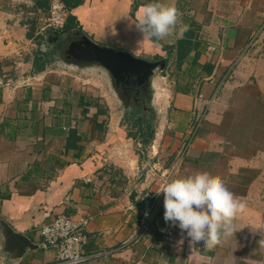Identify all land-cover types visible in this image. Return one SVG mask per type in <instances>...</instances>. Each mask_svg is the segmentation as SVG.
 Here are the masks:
<instances>
[{
	"label": "crops",
	"instance_id": "1",
	"mask_svg": "<svg viewBox=\"0 0 264 264\" xmlns=\"http://www.w3.org/2000/svg\"><path fill=\"white\" fill-rule=\"evenodd\" d=\"M67 1L73 27L60 34L77 30L99 45L165 60L151 78L163 124L146 145L128 136L122 115L78 82V74L102 71L68 58L59 39H46L53 30L38 31L46 12L0 0V264H54L55 248L38 229L60 213L91 216L85 251H109L79 264H264V162L255 161L264 159V145L240 151L204 126L188 141L202 111L219 125L232 115L227 100L211 101L215 91L256 75L264 84V0H175L179 23L158 43L140 42L134 26L151 0ZM185 25L191 50L176 64ZM97 107L107 115H95ZM205 171L245 204L234 233L211 250L191 246L165 222L157 194L172 179ZM6 226L33 247L18 255Z\"/></svg>",
	"mask_w": 264,
	"mask_h": 264
},
{
	"label": "clouds",
	"instance_id": "2",
	"mask_svg": "<svg viewBox=\"0 0 264 264\" xmlns=\"http://www.w3.org/2000/svg\"><path fill=\"white\" fill-rule=\"evenodd\" d=\"M181 13L175 0L171 3L151 0L145 4L134 22L142 41L158 43L173 34ZM188 26H184L187 31ZM164 195V220L186 233L191 246L203 243L211 250L222 238L235 231L234 221L245 204L237 198L218 176L197 172L167 182L157 194Z\"/></svg>",
	"mask_w": 264,
	"mask_h": 264
},
{
	"label": "rangeland",
	"instance_id": "3",
	"mask_svg": "<svg viewBox=\"0 0 264 264\" xmlns=\"http://www.w3.org/2000/svg\"><path fill=\"white\" fill-rule=\"evenodd\" d=\"M106 78V75L99 71L78 74V82L88 88V92H91L98 100L101 99L103 104H106L107 100L108 104L112 107L114 116L122 115L128 130L135 129L132 121L137 120V118L145 120L151 115H154V118L150 122L154 126L155 131L160 129L163 120L160 116L158 117L160 114H157V105L149 100V96H147L144 108L133 106L131 102H128L129 104L127 103L128 105L124 106L123 101H120L111 92ZM248 79L250 82L246 80L236 89L231 85H226L223 89H219L213 93L211 101L217 98L224 99V101L227 100V110L230 109L232 115L228 116V114H225L222 123L219 125V123L213 124L207 122L205 119L207 111H202L201 116L192 125L194 129L196 128L195 133L202 126L210 131L225 133L226 142L232 144L231 146H237L240 151L253 150L258 146L264 145V84L261 82V75ZM162 81H159V85L162 87L166 86ZM160 86L155 88L157 90L156 94L159 92ZM151 91L155 92L154 89ZM256 160L260 163L264 162V159L260 156H256Z\"/></svg>",
	"mask_w": 264,
	"mask_h": 264
},
{
	"label": "water",
	"instance_id": "4",
	"mask_svg": "<svg viewBox=\"0 0 264 264\" xmlns=\"http://www.w3.org/2000/svg\"><path fill=\"white\" fill-rule=\"evenodd\" d=\"M47 38L59 39L62 42L61 49L78 65L101 70L107 77L111 92L120 101L124 102L128 99V94L133 89L137 92H148L149 100L152 101L154 93L151 91V78L156 70L164 68V59L150 61L136 57L125 50H115L109 46L99 45L77 30H70L63 34L51 31L46 34ZM134 194L135 192L132 196ZM132 201H134L133 198ZM136 204L144 207L146 202L138 201ZM3 233L8 238V242L18 247V255H21L25 248L33 247L24 235L14 232L9 226L5 227Z\"/></svg>",
	"mask_w": 264,
	"mask_h": 264
},
{
	"label": "built area",
	"instance_id": "5",
	"mask_svg": "<svg viewBox=\"0 0 264 264\" xmlns=\"http://www.w3.org/2000/svg\"><path fill=\"white\" fill-rule=\"evenodd\" d=\"M34 3L35 0H8L9 6L15 9L22 6L32 7ZM66 17L67 8L63 0H48V11L42 18L38 31L60 30L64 26ZM195 129L191 128L189 142L195 133ZM90 218L91 216L89 215L73 217L60 213L50 222L44 223L39 227L38 231L42 237V242L55 248L54 264H79L89 258L108 255L109 251L105 249L90 252L84 249L87 242L85 226ZM161 230L168 240L172 239L169 230L166 228Z\"/></svg>",
	"mask_w": 264,
	"mask_h": 264
},
{
	"label": "trees",
	"instance_id": "6",
	"mask_svg": "<svg viewBox=\"0 0 264 264\" xmlns=\"http://www.w3.org/2000/svg\"><path fill=\"white\" fill-rule=\"evenodd\" d=\"M63 2L65 3V6H66L67 11H68V8H70V6H72V5H69L67 0H63ZM147 3H149V2L145 1V4H147ZM32 7H34V10L41 9L42 11L47 12L48 11V0H41V1L35 0V4ZM69 20H70V16H68V14H67L64 26L60 30L65 31V30H69L73 27V25L71 24V22ZM74 27H76V26H74ZM190 36H191V32L187 31L185 33V35L177 42L176 53H175L176 64H178L180 61H182L187 56L189 51L191 50ZM38 37H40V36H38ZM37 52H39V50H37ZM158 58H160V57L158 56ZM40 59H41L40 56L36 55L35 60H34V64L38 68L42 67V62L40 61ZM0 74H1V69H0ZM145 113H147V112H145ZM99 114H106L107 115V108L106 107L105 108H98L97 107L95 115H99ZM153 118H154V115L149 116L145 120L142 118H140V119L137 118V120L133 123V127H135V129L134 130H131V129L128 130L127 135L131 136L133 139L141 142L142 145L148 144L152 140V138L154 136V132H155L154 126L150 122L151 119H153ZM95 127L98 128V127H103V126L101 124H95Z\"/></svg>",
	"mask_w": 264,
	"mask_h": 264
},
{
	"label": "flooded vegetation",
	"instance_id": "7",
	"mask_svg": "<svg viewBox=\"0 0 264 264\" xmlns=\"http://www.w3.org/2000/svg\"><path fill=\"white\" fill-rule=\"evenodd\" d=\"M147 96H148V92L147 93H144L141 91L137 92L136 89H133L128 94L129 99H125L123 102V105L127 106L129 104L128 102H131L133 106L135 105V106L144 108ZM135 121L136 120L132 121V123H134Z\"/></svg>",
	"mask_w": 264,
	"mask_h": 264
}]
</instances>
